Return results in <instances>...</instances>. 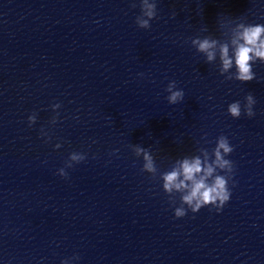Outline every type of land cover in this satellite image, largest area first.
<instances>
[{
  "label": "water",
  "instance_id": "95a60500",
  "mask_svg": "<svg viewBox=\"0 0 264 264\" xmlns=\"http://www.w3.org/2000/svg\"><path fill=\"white\" fill-rule=\"evenodd\" d=\"M156 4L144 30L140 0H0V264H264V64L243 84L219 72L220 45L231 51L237 24H264V0ZM205 37L218 41L211 64L191 43ZM221 135L229 202L176 219L160 175ZM72 152L86 160L65 179Z\"/></svg>",
  "mask_w": 264,
  "mask_h": 264
},
{
  "label": "clouds",
  "instance_id": "9594fccd",
  "mask_svg": "<svg viewBox=\"0 0 264 264\" xmlns=\"http://www.w3.org/2000/svg\"><path fill=\"white\" fill-rule=\"evenodd\" d=\"M140 15L136 17V25L140 29L150 28V22L157 16L156 0H140ZM135 8L136 4L133 3ZM175 15V14H173ZM234 38L231 40V51L228 43L219 47V72L226 80H235L240 83L251 82L255 79L253 65L257 62L264 64V24H237ZM192 46L199 53L206 56V63L211 64L217 58L216 39L195 38L191 41ZM235 69L233 72L232 70ZM142 75V74H141ZM165 91L170 105L181 103L184 100L183 90L178 89L176 81H171ZM256 103L252 94L245 97L243 104L244 115L251 118L254 116L253 107ZM60 104H54L52 110L60 108ZM228 114L233 119H239L242 114L240 101L229 104ZM52 118L51 124L57 123L59 113ZM29 126L36 123V115L28 118ZM42 137H47L45 142L50 141L51 137L41 128ZM57 143L55 148H59ZM136 154L143 155L142 171L155 175L157 169L153 162L150 152L144 148L136 147ZM234 151L226 136L221 135L215 142V147L209 151L205 148L202 152L203 160L200 156L191 159L184 158L177 161L179 167H174L171 171L160 175L162 190L169 197V204L174 208V217L182 219L190 210L193 214L198 213L202 208L215 209L219 213L229 202L231 191L229 182L234 175V164L227 159ZM86 154L80 152L70 153L64 168L58 170V175L67 178L65 168H72L74 165L85 162ZM235 185L233 184V187ZM179 195V206L172 200L173 194ZM72 259L78 260L79 257ZM66 261V260H65ZM65 261L62 264H65Z\"/></svg>",
  "mask_w": 264,
  "mask_h": 264
}]
</instances>
